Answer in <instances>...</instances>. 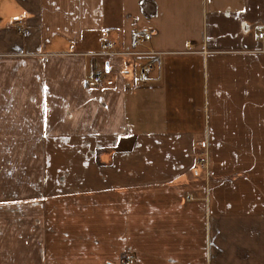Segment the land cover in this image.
Here are the masks:
<instances>
[{
    "label": "crops",
    "instance_id": "crops-1",
    "mask_svg": "<svg viewBox=\"0 0 264 264\" xmlns=\"http://www.w3.org/2000/svg\"><path fill=\"white\" fill-rule=\"evenodd\" d=\"M138 28L168 54L95 84ZM260 32L264 0H0V264H264Z\"/></svg>",
    "mask_w": 264,
    "mask_h": 264
},
{
    "label": "rangeland",
    "instance_id": "rangeland-1",
    "mask_svg": "<svg viewBox=\"0 0 264 264\" xmlns=\"http://www.w3.org/2000/svg\"><path fill=\"white\" fill-rule=\"evenodd\" d=\"M135 30H137V29H135ZM94 37H96V40H98V42L100 41L101 44H102V45H100V50H98L96 52H88L86 54L98 56V58H101V61H100L99 67H98V71H97L98 75L95 76V78H93V81L95 82V84H100V85H102L104 87H108V86H112L113 85V84H111V82L115 83V81L117 79V74H114L113 73L114 71H112L111 73H107L106 72V67H105V64H104V60H106V58L107 59H111L112 57L118 55V56H120V57L125 59V65H126L125 69L126 70L129 69V71H130V72L128 71V73L126 72L125 76L123 75L124 78H125V82L126 83H130L132 85L131 81L133 79H135L136 76H138L139 68H140L141 64L146 62L144 60V57L146 55H144L143 52L146 51L147 49L148 50H153V49L150 48L149 46L147 48H145V46L141 47V46L135 45L134 43H132V45H131V43H130L131 40L128 39L129 40L128 41L127 37L125 38V36L117 37L119 43L118 42L115 43L116 40H113V41L110 40V39L106 40V38H108V37H106L105 35L104 36H100V37H97V36H94ZM132 40H133V36H132ZM107 43H110V47L106 46ZM112 43H114L115 45H112ZM79 47H82V46L80 45ZM153 51L162 52L163 56L168 54V52H164V51H157V50H153ZM77 52H82L83 53V50L82 51L77 50ZM157 63L154 64V67L151 69L150 74L153 71V69L155 68ZM110 68H111V66H110ZM97 78H98V80H97ZM138 79H139V77H138ZM141 82H144V81H141ZM199 134H198V138H197V141H196L197 142V144H196V152L199 155L203 156V153H204V142H203L202 136L199 135ZM202 161H200L199 163H200L201 166H204L205 160H204V163ZM190 196H191V194H187L186 197H185V200L186 201H191L193 199V197L192 196L190 197ZM187 197H190V198L188 199Z\"/></svg>",
    "mask_w": 264,
    "mask_h": 264
},
{
    "label": "built area",
    "instance_id": "built-area-1",
    "mask_svg": "<svg viewBox=\"0 0 264 264\" xmlns=\"http://www.w3.org/2000/svg\"><path fill=\"white\" fill-rule=\"evenodd\" d=\"M152 37H153L152 30L148 28H139L135 30L133 33V43L135 45H138L141 47L145 46V48H147L148 43L150 42ZM259 37L263 38L264 32H260ZM143 54L147 56V59L145 60L146 62L142 63L139 68L138 77L141 81H145L147 80V78H149L150 71L154 67V64L157 63L159 60H161L163 56L162 52H155L153 50H148V49L144 51ZM190 197H187V198L189 199ZM121 264H134V263H132L130 260H123Z\"/></svg>",
    "mask_w": 264,
    "mask_h": 264
},
{
    "label": "water",
    "instance_id": "water-1",
    "mask_svg": "<svg viewBox=\"0 0 264 264\" xmlns=\"http://www.w3.org/2000/svg\"><path fill=\"white\" fill-rule=\"evenodd\" d=\"M106 70L109 71V63L106 64Z\"/></svg>",
    "mask_w": 264,
    "mask_h": 264
}]
</instances>
